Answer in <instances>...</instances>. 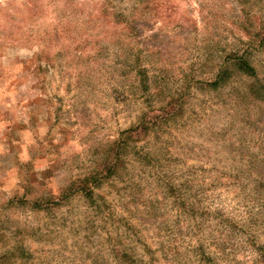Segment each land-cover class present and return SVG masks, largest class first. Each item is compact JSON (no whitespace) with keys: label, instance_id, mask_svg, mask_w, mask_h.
<instances>
[{"label":"clouds","instance_id":"9594fccd","mask_svg":"<svg viewBox=\"0 0 264 264\" xmlns=\"http://www.w3.org/2000/svg\"><path fill=\"white\" fill-rule=\"evenodd\" d=\"M0 264H264V0H0Z\"/></svg>","mask_w":264,"mask_h":264}]
</instances>
